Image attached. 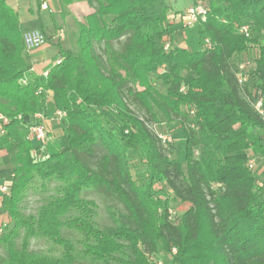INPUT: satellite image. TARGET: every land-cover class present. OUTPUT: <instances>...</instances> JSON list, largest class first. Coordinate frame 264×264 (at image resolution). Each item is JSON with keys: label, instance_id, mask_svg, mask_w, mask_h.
<instances>
[{"label": "trees", "instance_id": "16d2710c", "mask_svg": "<svg viewBox=\"0 0 264 264\" xmlns=\"http://www.w3.org/2000/svg\"><path fill=\"white\" fill-rule=\"evenodd\" d=\"M89 2L97 5L85 23L79 22L76 50L40 29L48 44L58 46L62 61L47 76H32L23 55L27 49L19 15L9 0H0V113L9 119L2 124L4 133L0 129V148L11 164L1 173L9 187L1 204L12 224L0 243L8 264H78L64 227L84 236L85 257L105 264H149L146 254L157 255L160 246L173 264H264V190L257 186L249 155L252 150L264 156V120L252 106V86L242 84L250 101L242 94L235 61L251 41L260 45L253 86L264 98V0H205L207 16L198 34L215 47L198 50L174 44L165 0ZM242 23L251 26V38L240 33ZM114 41L121 42L120 49ZM167 41L169 50L164 49ZM101 43L105 60L96 51ZM154 72L167 85L165 92L154 87ZM26 73L29 81L23 85ZM40 87L44 91L39 95ZM50 94L56 110L66 112L60 119L66 145L51 134L39 151L29 120L45 109ZM130 95L152 116L155 106L168 121H180L185 166L131 109ZM108 109L118 113L122 125L107 127ZM96 144L103 153L92 165L83 154H92ZM139 153L147 169L144 184L136 183L130 166ZM37 179L43 188L55 182V194L37 214H25L21 203ZM157 182L190 204L179 223L172 221L170 198L161 196L166 190L157 189ZM214 183L221 184V192ZM88 189L114 196L126 209L127 221L99 228L93 219L96 203L84 194ZM35 236L61 246L62 256L32 252ZM174 247L177 252L171 254Z\"/></svg>", "mask_w": 264, "mask_h": 264}, {"label": "rangeland", "instance_id": "374dc122", "mask_svg": "<svg viewBox=\"0 0 264 264\" xmlns=\"http://www.w3.org/2000/svg\"><path fill=\"white\" fill-rule=\"evenodd\" d=\"M61 1L60 5L63 7V13L59 12L57 19L58 23L52 25L50 28L47 29L49 35H52L53 38L57 41L59 38L64 42L67 48H71L73 50L77 49L76 46V39L79 29V22H86V17L90 13L94 12L96 8V3L91 4L89 0H73L69 4H66L63 0ZM205 1V0H203ZM26 4L34 3L35 0H26ZM31 2V3H30ZM165 2L169 5L170 11L172 15H181L185 14L187 8L193 5V0H165ZM64 3V5L62 4ZM194 27V26H192ZM189 29V32H192L196 36V41H199V46L193 47L191 46L190 49H202L203 47V38L199 37L198 34V26L196 25L192 30ZM186 29V28H185ZM63 34V35H62ZM181 33H178L177 38L180 39ZM192 35V37H195ZM258 39L262 38V34L256 33ZM125 38H122V41ZM175 41V38H174ZM176 46H179L178 42H174ZM113 45L116 49L121 48V42L114 41ZM249 48L245 53H241L235 56L236 62H241L246 64L247 61L250 62V66L244 70V83L247 86H252L251 89L254 91L256 88L253 86L254 84V73L253 69L256 64L257 58L260 55V45L254 41H251L249 44ZM96 51L101 56L103 60L106 59V54L104 53V43L96 44ZM27 52V51H25ZM25 55V53H23ZM153 78V85L154 87L159 90L160 92H165L167 85L163 82L160 74L158 72L152 73ZM242 85V84H241ZM138 90H142L140 86H137ZM242 94L250 101L251 98L248 95V92L244 85L241 86ZM128 103L138 114L141 118L146 120L148 127L154 131L156 134L163 133L168 135L171 138V141H166L161 143L166 148V151H172V158H180L184 166L186 165L185 159V134L183 127L179 120L168 121L167 118L164 116L161 110L157 107H153V116L152 113L146 111L145 107L141 104V102L136 99L134 96L130 95L127 97ZM49 106V105H48ZM108 117L110 123L107 127H115L120 126L123 124L124 120L118 115L115 110L108 109ZM185 111L186 108L183 107ZM50 131H52V137L61 143L62 146L65 147L66 140L65 134L61 125V122L57 115H54V120L51 121ZM2 149V148H0ZM5 149H2V151ZM103 153V148L96 144L93 146V153L92 154H83L86 161L94 165L96 159ZM198 154V151H196ZM250 155V162L251 159H256L253 165L250 164L251 168L254 172L258 173L257 179V186L264 190V156L259 153H253L251 150L249 152ZM131 171L134 177V180L137 184H144L146 181L147 176V169L145 164V159L141 153L131 159ZM157 189L163 188L167 191V185L165 183L157 182L155 184ZM214 189L216 191L221 192L222 187L219 183L213 184ZM56 191V183L52 182L47 185L46 188H43L42 181L40 179L34 180L30 189L27 192V196L21 203V209L25 214H37L39 207L46 202V200ZM163 191L161 193L162 197H169L170 198V213L171 219L174 223H179L181 215L189 209L190 204L181 202L179 199L174 197L173 192L171 191ZM85 196L88 199L95 201L96 205L94 206V222L95 224L102 229H110L116 227L117 224L121 221H127L125 215L127 214L126 209L124 208L123 204H121L114 196L108 194L106 191L101 189H88L84 192ZM264 199V196L262 197ZM10 220V222H9ZM0 226L2 227V232L0 234L3 235L4 231L11 228V219L7 217V215L0 217ZM62 234L71 239L74 243L76 254H77V261L78 264H105L102 261H96L90 257L84 256V236L76 230H70L68 228L62 229ZM24 236V230H21L20 236L16 239L18 247H21V243ZM29 249L32 252L41 254V255H48L54 257H61L63 249L61 246L55 244L50 239L42 236H35L30 240ZM149 264H158V261H163L164 264H173V258L169 254L165 253V251L160 246L157 255L146 254ZM8 252L5 247L0 243V264H8ZM113 264H123L119 262H112Z\"/></svg>", "mask_w": 264, "mask_h": 264}, {"label": "crops", "instance_id": "0c3cea01", "mask_svg": "<svg viewBox=\"0 0 264 264\" xmlns=\"http://www.w3.org/2000/svg\"><path fill=\"white\" fill-rule=\"evenodd\" d=\"M35 1L36 2L34 5V3L31 2V4H26V0H9V4L19 15V25L25 33L36 29L40 30L42 27L47 30L52 25L58 23V13H63L64 10L63 7L60 5L61 1L59 0L51 1L50 10H42L38 5L39 0ZM62 4L64 5V3ZM169 22L174 26V38L175 41L179 44L178 47L190 48L191 46H193L195 48L199 46V41H196L195 32L193 34L192 32H189V29H185V27L183 26L182 15L179 17L178 15H172L171 12H169ZM194 27L190 28V30H192ZM178 33H181L180 39L177 38ZM192 35H194L195 37L193 38ZM26 51L27 52H24V58L27 63V68L30 70L32 76L44 75V73L46 71H49L57 63L58 59L61 58L58 46L52 43H47L46 45L40 48L31 51ZM43 112L46 114L45 124L49 129L50 123L54 120V115H56V108L53 103L52 94L48 96L47 106L45 107ZM51 134L52 131H50V135ZM4 155V150L2 151V149H0V217L5 215L9 217L7 213L2 211L1 204L2 198L4 196V192L1 191V187L6 184V178L1 173L2 171H5L9 167H11V164H6V162L4 161Z\"/></svg>", "mask_w": 264, "mask_h": 264}, {"label": "built area", "instance_id": "2783aa9c", "mask_svg": "<svg viewBox=\"0 0 264 264\" xmlns=\"http://www.w3.org/2000/svg\"><path fill=\"white\" fill-rule=\"evenodd\" d=\"M51 1L52 0H40L41 5L40 8L42 10H50L51 9ZM183 16V26L185 28L192 27V26H198L200 22L205 21L207 16V7L203 0H197L194 2L193 5H191L189 8L186 9L185 14ZM239 31L240 33H243L246 37L251 38L252 28L248 23H242L239 25ZM63 35V34H62ZM25 43H26V49L28 51L40 48L47 44L46 37L42 32L38 29L32 30L25 33ZM171 47L170 42H166L164 44V49L169 50ZM215 47V44L211 41L209 37H205L203 39V47L202 49H213ZM250 47V46H249ZM62 59H58L57 63H60ZM256 62V61H255ZM250 66V62L247 61L246 64L237 62V78L240 84H244V70ZM49 71H46L44 73V76L48 75ZM29 81V77L27 73L23 75V77L20 79V83L25 85ZM182 92H185L187 90L186 85H183L180 89ZM44 91L42 87H40L37 91V94H41ZM252 106L256 110V112L262 117L264 120V98L262 97L260 91L254 90L252 92ZM193 114L194 111H191ZM56 115L59 118V120L66 115L65 111L62 110H56ZM21 118V116H19ZM46 114L42 112H37L31 115V120H29V134L30 137L33 139V141L36 144V147H38L39 151H43L51 138L50 131L45 124ZM9 119L0 113V129L1 133H4V129L2 128L3 123H7ZM159 138L162 142L171 141V138L163 133H158ZM256 159H251L250 164L253 165L255 163ZM1 191L7 193L9 191V187L7 184L3 185L1 187ZM2 227L0 228V234L2 232ZM177 252V248L174 247L172 249V253L174 254ZM158 264H164L163 261H158Z\"/></svg>", "mask_w": 264, "mask_h": 264}]
</instances>
